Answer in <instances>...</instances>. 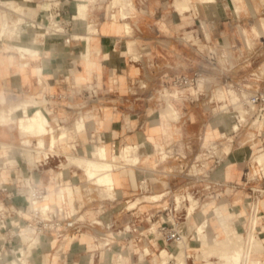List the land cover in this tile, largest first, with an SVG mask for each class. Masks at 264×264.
Wrapping results in <instances>:
<instances>
[{
  "label": "crops",
  "instance_id": "0c3cea01",
  "mask_svg": "<svg viewBox=\"0 0 264 264\" xmlns=\"http://www.w3.org/2000/svg\"><path fill=\"white\" fill-rule=\"evenodd\" d=\"M113 1L114 0H0V16L3 15V11H5L6 18L9 19L4 20V17L1 16L0 19L2 22L0 23V27H3V22L5 21H8L7 29L15 27V22L18 26L15 33L12 35L7 33L0 34V119L11 114L14 120L9 123H3V120L0 121V153L4 156L16 153V157L21 159L15 164L12 163V158L7 161L11 166L15 165L19 168L18 170L12 171V173L9 168L4 167L0 172V179H2L0 183L3 180L12 179L9 178L11 175L14 176L13 178H17L20 175V170H22L29 176L36 178L34 179L32 177L34 181L41 186H49L52 189H56L57 184L60 182L59 191H51L49 193L50 198L57 195L60 197L63 196L66 203L73 204L75 202L82 212L78 211L77 215L81 216L85 212L82 210L85 209V207H91V210H88V213H86L88 216L85 219L82 218L84 220V227H82L81 234L79 235L80 240H71L65 248L64 255L60 256L59 254L61 248L66 243L65 241L57 242L55 238L50 241L46 238L40 239V243L32 251L29 258L30 262L34 264H163L159 257V253H154L155 258L153 257L151 260L142 253L130 252L124 254L121 251L113 255H110L108 252L105 256L106 250H109L95 249L99 246L95 243V239L98 241L104 238H111L114 239L115 242L119 240L122 227H124L131 218V212L126 209V211H123L124 213H117L121 207L118 204L120 203V198L126 196V194H119L118 192L121 190L115 191V189H124L125 187L123 186L127 181H129L131 185H134L137 183L138 179L144 176H151L149 170L152 169L149 168H145L143 175H137L138 169H143L145 165H151L152 168H157L159 166V163L157 164L154 162L155 156L151 148L153 144L151 143H155L160 147V143L164 140L181 139L185 133L194 132L192 129L194 122L193 114L189 115L188 119L183 120L180 125L172 124L169 122L170 118L164 113L167 103L165 107L160 109L157 123L150 124L148 127L144 126V131H137V133H143L144 137L136 142V144L131 142L130 145L135 147L137 145V148L131 155H127V157L130 156V159L134 160L136 165L131 164V161L127 164H121L122 160L118 158L116 162L119 164V167L113 169V192L115 193L113 197L103 195V190L107 191L106 188L99 191L92 199L91 193L89 192L86 193L85 196L80 195L82 191L79 186H76L77 193H74L73 186H67L68 184L76 183L74 177L70 174L62 176L63 174L65 175L66 172L69 173V170H83L86 179L80 180L79 182L89 181L83 166L74 165V167L68 168L69 170L64 166V170L58 171L57 169L61 168V164H57L55 168H51L52 173H48L49 180H47L48 178L42 180L41 173H39V175H37L38 172L31 174L29 171L31 169L27 168V165L25 168V162H23L22 159L21 149L23 148L22 146H24L23 144L31 145L33 143L31 139L25 138V136H27L26 134L31 132L23 134L21 129V121L27 119L32 113L30 112L25 115L22 114L19 109L13 111V109L18 106L17 104L23 100H28L31 103L35 100L36 96L40 97L38 101H35L37 103L33 104L30 109L35 110L37 108H42L40 110L47 116L44 108L48 107L46 102H49L51 106L54 107V112L51 116H47V118L49 117L48 121L49 119L51 120L52 116H56L61 118V121H63L64 125L68 128H75V130H71L74 131L75 135L68 134V142L73 147L68 149L64 148L62 149L63 152H73L81 154L80 156L82 157L98 159L100 155L97 153V148H99L101 146L99 144L102 143V145L107 147L109 157H112L114 154H118L122 149L120 148L117 151L112 147L118 146L117 143H120V145L124 143V138H130L132 141L134 137L138 136L136 133H131L135 129L131 128L128 132V136L121 139L125 132H120L115 129V120L113 118L116 111L123 109L122 107H125L124 109L127 107L129 111H131L133 107L144 106L145 113L143 122L146 123L151 115L149 113V106L152 100L150 93L155 89V83L164 82L167 77H172L173 75L193 73L200 69L204 71L208 70V67L204 65L205 61L199 57L202 56L203 59H206L213 51H209L207 55H200L197 51L194 53L186 44L182 43L180 31L183 27H196L195 29L198 30L199 28L197 27L200 25L202 26V23L204 25L209 23L214 29L217 28V19L222 21L228 19L227 9H220L217 5L218 0H215L217 3L216 5L215 2L213 4L210 3L209 8L205 7L204 4H200L204 15L197 14L198 11H196L193 6L191 10L180 14L175 6V0H116L114 1L116 4ZM198 1L199 0H192V5ZM58 2L64 9L62 21L64 22L65 32L58 34L47 33L45 36L37 37L36 39L38 40L36 41L32 31L37 30L30 27V19L28 17L39 18L44 12V9ZM9 3H12L13 6ZM80 4L86 5V13L90 14L88 18L78 17V5ZM17 6L20 7V9L17 8ZM109 9H118L119 12L124 11L126 16H120L116 20L109 22ZM192 10L196 12H192ZM214 10L217 15L213 13ZM235 14L239 15L236 12ZM23 17L26 19V22L22 24L21 20H23ZM203 19L206 22L203 21ZM89 26H94L95 32L90 33ZM132 27H134L133 34H131L133 31ZM20 28L23 31L19 32ZM239 31L245 36L247 42L251 43L254 37H250V35H257L260 37L264 35V23L261 19L257 23H252L250 28L240 27ZM187 32L191 31L185 29V33ZM86 34L91 37V52L87 59L84 57L82 58V53L85 50V42L81 38V36H86ZM77 35L80 36V38H78ZM225 37H227V35H225ZM19 43L34 48L36 50L35 55L27 51L17 50L15 46ZM95 58H98L97 61ZM25 62H27V64ZM95 66L97 68L96 70H94ZM93 73L96 75V83H91L89 80H86ZM71 75H74L73 80L70 77ZM120 76L129 82V85L124 87V89H126L124 92L120 91L122 87L116 82L117 78ZM63 77H66V82L62 80ZM203 81L204 80L200 81L198 89L189 88L188 91L194 95L198 94L204 88L205 84H203ZM93 91H96V94H94ZM138 92L144 93V96H136ZM180 92L185 95L186 90L174 93L171 92L173 98L172 102L180 113L179 119H171L175 121L181 120L184 116L182 114V106L186 96L183 95L184 97H182L179 95ZM43 95H46V97L44 98ZM93 107H96L102 121L109 120L111 121V125L108 128L93 127L92 129L94 132L92 133L89 130L87 131V123L80 115L82 113L92 112L94 109ZM104 108L110 110V117H105ZM132 115L136 120V125L142 121V115L140 113ZM95 118L96 116H93L87 120L90 122V125L99 122H96ZM126 120L130 122L131 119L127 116ZM212 122L207 125L204 144L212 142L211 139L214 133L217 132L216 129L210 128ZM48 125H50V123ZM121 127L125 129L126 125H121ZM51 128L54 129L55 134V128ZM118 129L120 128L118 127ZM62 130L64 129H61L55 134V142L57 144H59ZM149 132L151 134L148 136ZM230 132H233V130ZM223 133H221V135ZM32 134L31 136L34 138L45 135L48 137L47 141L43 137L36 140L37 142L35 144H37L39 151H41V148H50L52 135L50 137L47 133L42 135ZM85 134L87 138L83 137ZM23 139L27 140V143H23ZM40 141H42V145H40ZM106 141H109L111 146L105 144L104 142ZM225 151L230 154V147H227ZM233 153H235L236 160H238L236 163L247 161V152L245 149H236ZM37 155L41 157L42 153H38ZM134 155H138L139 157L134 158ZM146 156H148V159L144 163H139L140 159ZM167 158L161 162L165 163L170 157ZM228 160H233V156H230ZM154 163L157 165H154ZM253 163L255 164L253 167H255L256 171H258L256 166H258L259 169L262 168L254 159ZM3 165L4 164L1 165L0 169ZM40 169L41 168H39V170ZM220 170L222 171V176L226 178L230 177L232 165L228 164L226 168ZM46 171L48 172L50 170L46 169ZM178 179L180 180L181 178ZM226 183L227 182H224V185H226ZM92 184L96 185L95 183ZM96 186L104 187L102 185ZM150 186H152L151 182L149 183V187ZM225 191L224 194H226ZM3 195L4 193L0 190V198ZM209 202H212V206L206 212L200 210L199 212L193 213L191 223L193 225H198L201 217H204V219L207 218L209 221L207 227L209 237H221L224 233L217 220L216 207L221 208L228 222L234 227L237 224L236 213H234L226 203L216 205L213 201ZM12 203L18 208H23L25 206L24 198L19 196L15 197ZM55 203L61 205V200L55 199ZM260 205L261 209L264 210V199L261 200ZM105 210H108V212L106 213ZM90 212H92V215ZM209 213L211 220L207 217ZM245 213L246 215H244ZM239 215L240 217L243 215L246 216L241 231L243 234L248 235L251 230L252 218L245 204L239 209ZM54 216H57V213H55ZM209 230L210 232H215L211 235L209 234ZM83 231L87 232L83 233ZM254 233L257 240H260L264 245V212L258 215L257 227ZM56 244L59 245L58 248L51 252L53 249L52 246ZM130 246H133L132 241L130 242ZM114 247H118V243H116ZM114 247L112 249H114ZM190 247L192 248L191 250L193 251L194 257V263H191V260L190 264H199L196 262V255L194 254L200 250L208 252L212 249L209 248L208 250V247L199 245L194 239L190 242ZM242 248L241 250L245 249V241ZM261 251L264 256V249ZM258 252L259 251H256L253 255H258ZM118 256L120 257L118 258ZM220 260L221 256L219 261ZM200 261L203 262L202 264L219 263V261L205 263L204 261H206V258H201Z\"/></svg>",
  "mask_w": 264,
  "mask_h": 264
},
{
  "label": "rangeland",
  "instance_id": "374dc122",
  "mask_svg": "<svg viewBox=\"0 0 264 264\" xmlns=\"http://www.w3.org/2000/svg\"><path fill=\"white\" fill-rule=\"evenodd\" d=\"M218 3V4H217ZM215 2V5L217 4L218 7L222 10L227 9V18L225 21L223 20H219L217 19V28H213L209 23L207 24H203L202 26H198L197 28H199L198 30H196V27H186V28H182L181 29V34H180V39L182 40L183 44H186L187 47H189V49H192V51H194V53H196V51L198 53H200V55H207V53L209 51H213L212 53L209 54V56H207L206 59H203L202 56L199 57L200 59L205 61V66L208 67V70H198L196 72L193 73H185V74H178V75H173L172 77H167V79L164 82L161 83H155V89L152 91L151 97V104H150V109H149V113L151 114L148 118V121L145 123L143 122V117H144V113H145V109L144 106H136L131 108V111H129V108L126 107V109H124L125 107H122L123 109H119L118 111H116V114L114 116V126L115 129L119 130L120 132H125L123 133V137H121V139H123L125 136H128V132L131 128H135L133 132L131 133H136V135H138L137 137H134V140L131 141L130 138H124L125 142L122 143L120 145V143H117L118 146H114L112 148L116 149L117 151L122 148L123 153L122 155H128L134 151H136L137 145L136 147L133 145H130L131 142H133L134 144H136V142H138L142 137H144L143 133H140L137 131H142L144 126L148 127V125L150 124H154L157 123L159 120V111L161 108L165 107L167 104V100H168V95L166 94V96H161V94H159V90H161L163 87L165 86H169V85H174V80L177 77H183L186 76L190 79H195L197 77L198 74H200V76H198L197 82L200 78H202L204 80V88H203V96H200V100L196 101L193 99L197 96L194 94H191L189 91L185 92L186 95V99L184 100V104L182 106V114L184 115L181 120L179 121H174L171 120L169 122H171L172 124H182V121L185 119H188L189 115L193 114L194 116V122H193V127L192 129L194 130V132H189L188 134L185 133L183 135V138L181 137V139L175 138V139H170V140H164L163 142L160 143V147H158L155 143H151L153 144L151 146L153 154L155 157H158L160 154H162V152L166 151L169 153L170 158L165 162H157V164L159 163V166L157 168H152L151 165H145V167L143 169H138V173L140 176L143 175L145 172V168H149L152 170H149V173L151 174V176H149L152 181V186L148 187V191H140L138 188V183H139V179L137 181V183H135L134 185H131L129 181L126 182V184L123 186L125 187L124 189L122 188H116L115 191H119V194H126V196L120 198V203H118L121 207L118 210L117 213H124L123 211H126V209L129 207L128 205H130L131 203H134V205H132L133 207H135L136 209H140V211L142 210H146L149 209L151 207H154V210L156 209V206L158 203L160 202H148V198L147 196L150 194H155V193H164L163 195V199H166L167 202H172L174 196L176 195H182L184 193H186V191L188 190L189 192H191L192 195H194V192L199 189V194L195 195L196 198H199V207L195 210V212H199L200 210H202V205L209 202V201H213L215 202L216 205H221L223 203H226L230 206L231 210L236 213V219H237V224L235 225L236 230L241 234L240 237V245L242 246L244 244L243 241L246 240V234L242 233V227L244 226L245 223V217L244 215H246V213L240 217L239 215V209L242 207L243 204L246 205L247 209H249V200L250 197H252V190H251V186H259L264 188V178L260 179V175L261 172L259 171V167L256 166V168L258 169V171L255 170V164L253 163V159L256 161V163L258 165H260L262 167V164H259L256 160V156L263 152L264 149L260 150L259 152H256L255 147L253 148V150H249L248 148V144H244L247 141V132L248 129L246 127L241 128L240 130H238L236 133H231L230 131L233 129V121L231 119V115H229L230 113L223 115V112L220 111V107L221 105H223L225 102L224 100L227 99L228 101V91L227 90H237L236 87L238 85H242L243 83H247L252 85V87H255L256 85H264V35L260 36H252L250 35V37H254V39L252 40L251 43H248L245 36L243 34L240 33L239 28L240 27H246V28H250L252 23H257L262 19V22L264 23V0H245V8H242L241 12L239 13V15H236L235 12L233 13L232 10V1L231 0H218V2ZM11 6H13L12 3H9ZM81 6H84V10H82L83 8ZM79 11H78V17L79 18H85V17H89L90 14H87V10H86V5L84 4H80L79 5ZM80 9L83 11L80 12ZM196 10V9H195ZM195 10H192V12H196ZM108 20L109 22L116 20L117 18H119L120 16L123 17L124 11H121L120 14L115 15L112 17L113 13L111 12L110 14V9L108 10ZM229 12V14H228ZM3 13L6 14L5 11H3ZM83 14V15H82ZM87 14V15H86ZM190 14V13H188ZM199 15H204V12L202 11L201 13H197ZM111 15V16H110ZM2 16V15H1ZM0 16V18H1ZM83 16V17H82ZM112 19H111V18ZM127 21V20H125ZM203 21H205L203 19ZM1 22V19H0ZM206 22V21H205ZM221 22V23H220ZM95 27L94 26H89V32L93 33L95 32ZM133 31L131 34L134 33V27ZM131 29V28H130ZM185 29L190 30L191 33L195 36V38L198 40L197 43H193V40H189L187 41V37H186V33H185ZM37 33H34V38L36 39L39 36H42V32L40 31H36ZM128 33V32H127ZM188 33V32H187ZM129 34V33H128ZM198 34V35H197ZM207 34V36H206ZM225 35H227V37H225ZM89 36V43H90V35ZM208 37V38H207ZM38 39H36L37 41ZM136 57V56H135ZM98 58H95V60L97 61ZM96 66L94 68V70H96ZM73 80L74 75L70 76ZM64 79V77H63ZM91 83H96L97 79H96V75L93 73L88 79ZM85 80V81H86ZM84 82V81H83ZM116 82L120 85V91L124 92L126 91V89H124V87L128 86L129 82L122 78L121 76L117 78ZM195 86V85H193ZM177 86H174L173 88L169 89V92H177V90L174 91V89H177ZM219 89H223L224 91H227V94L225 98H218L215 95V92L218 91ZM134 91V90H133ZM144 93H140L138 92L136 96H141L143 97ZM212 97V100L209 101V99ZM167 98V99H166ZM93 111L90 113H82L80 115V117L82 119H84L87 123V131L89 130L90 132H94V130L92 129L93 127H101V128H108L111 125V121L106 120V121H102V118L100 117L99 113L96 110V107H93ZM198 108V109H196ZM136 113H140L142 115V121L137 123L136 125V120L134 118V116L132 114H136ZM104 114L105 117L108 118L110 117V110H108L107 108H104ZM95 117L96 122L95 124H91L90 122L87 121L89 118L91 117ZM129 116V118L131 119L130 122H127L126 117ZM215 121L216 124L211 128V129H216L217 132L214 133L213 138L211 139L212 142H209L208 144H204V137L206 134V130H207V125L212 122ZM52 127L56 128V125L54 123H50ZM77 124V123H76ZM126 125V128L123 129L121 127V125ZM145 124V125H144ZM143 126V127H142ZM118 127L120 129H118ZM75 130L74 127L68 128L66 127V132L71 135H75L74 131L71 130ZM147 129V128H146ZM60 130L55 131V134H57ZM144 131V130H143ZM221 135V133H223ZM151 133H148V136ZM27 136H25V138L31 139L32 140V144L31 145H27V146H22V147H27L29 149H32L33 151L39 149L36 148V140L38 138H45V140H48V137L45 136H39V137H33L31 135H33L32 133H28L26 134ZM85 138H87L86 134L83 136ZM231 137V138H230ZM210 139V138H209ZM208 139V140H209ZM123 141V140H122ZM18 142L20 143V141L18 140ZM18 143V144H19ZM105 144H109V141L104 142ZM20 145V144H19ZM73 145V143H72ZM99 145H102V143H100ZM128 145V146H127ZM211 145H216V153L217 154H221V156H223V161H221L220 164H218V166L214 169L213 173L216 177H223L224 179L229 180V182L226 183V185H224L222 187V189H220L219 191L221 192L222 190L226 189L224 195L219 196V197H215V196H211L210 193L205 190V184H199V183H193L194 179H192V177L189 175L190 173H194L196 171H202L201 166V162L204 163V157H206L207 155H204V152L206 151V149H209L211 147ZM111 146V145H110ZM227 147H230L231 149V153L229 155H224L223 151L226 150ZM128 148V149H127ZM236 149H245L247 152V161L242 162V163H236V156L234 150ZM23 150V149H22ZM127 150V151H126ZM171 150V151H170ZM254 152V153H253ZM58 154V155H57ZM68 155H81L78 153H73V152H69L68 154L63 152L62 149H60L59 151L55 152V155H51V157L49 158V161L47 162L48 164L41 166L40 170L36 169L35 171L31 170L30 173H34V172H38L37 175H39V173H41L42 177L41 179H46L49 180V176L48 173H52L51 168H55V165L57 164H61V168L57 169L58 171L60 170H64L66 166V168L70 169V167H74V165H76L75 163H70V165L67 163L69 162L67 160V156ZM200 155V156H198ZM2 153H0V167L3 164V161H9L11 158V160H13V164H15L17 162V159L20 161V158H17V154L16 153H12V154H8L6 156H4ZM13 156V157H12ZM230 156H233V160H228ZM17 159H16V158ZM139 157L138 155H134V158ZM196 157L197 159H199V162H196ZM126 158V157H125ZM23 159V156H22ZM129 161H131V164L136 165V163L134 162V160L130 159V156L126 158L125 161H122V163H129ZM208 163L205 164H210L212 162V159H207L206 160ZM199 163V165L197 166L196 164ZM235 163V164H234ZM154 163V165H157ZM228 164L232 165V173L230 177H224L221 174V170L222 168H226ZM27 164L25 163V168L28 166H26ZM13 167V168H12ZM7 168L10 169V171H14V170H18V166L16 167L15 165L11 166L10 163H7ZM29 168V167H27ZM46 169H49L50 171H46ZM68 169V170H69ZM3 170V167L0 169ZM56 171V169H55ZM117 171V170H116ZM264 171V169H263ZM218 172V173H217ZM13 173V172H12ZM63 174V173H62ZM70 174L71 176L74 177L75 182L74 184H68L67 186H73L74 188V193H77V187L79 186L82 193L80 195L85 196L86 193H91V198L93 199L94 196L101 191L102 189H105V187H98L94 184L91 183V180L89 181H84V182H79L80 180H85L86 176L84 175V171L83 170H69V173L66 172L65 175L63 174L62 176H66ZM21 175V176H20ZM20 175L17 177L20 178L22 176H25L26 173H24V171L20 170ZM50 175V174H49ZM53 175V174H52ZM153 175V176H152ZM167 176V177H166ZM14 176L11 175L9 178H13ZM33 177V176H31ZM34 178V177H33ZM177 178V179H176ZM178 178H181L180 180ZM14 179V178H13ZM36 179V178H34ZM186 179V181H185ZM255 179V180H254ZM2 179H0L1 181ZM167 182V183H165ZM66 186V185H63ZM60 186V187H63ZM213 189V188H212ZM54 191H57L56 189H52ZM73 193V194H74ZM107 193V194H105ZM103 194H105L104 196H108V197H113V193H108L107 191L103 190ZM204 194V195H202ZM49 195V194H48ZM79 195V196H80ZM50 197V195H49ZM54 197V196H53ZM138 198V199H137ZM140 198V199H139ZM137 199V200H136ZM142 199V200H141ZM150 199V198H149ZM262 199H264V197H262ZM138 202V203H136ZM166 202V203H167ZM137 204V205H135ZM118 205V206H119ZM67 206L69 207H73L74 211H80V207L74 202L72 203H67ZM130 207L129 209L133 208ZM110 209V208H109ZM108 209V210H109ZM260 209H261V205H260ZM83 211H85L82 215L81 218L85 219L88 215H86V213H88V210H91V207H85V209H82ZM108 210H105L106 213L108 212ZM81 212V211H80ZM247 212V211H246ZM264 212V210L261 209V213ZM82 213V212H81ZM90 214L92 215V212H90ZM123 215V214H122ZM207 217L209 218V220H211V216L210 213L207 214ZM192 218V217H191ZM204 217L200 218V223L203 222ZM190 229H195L194 226L191 222L188 223ZM124 227H122L121 233L125 232V229H123ZM87 231H83V233H86ZM215 232V231H214ZM213 231L210 232L209 230V234H213ZM138 235H133L130 238H135ZM231 236H233V234H231ZM243 237V240H242ZM45 238V237H42ZM41 238V239H42ZM256 238V237H255ZM138 239V238H137ZM136 239V240H137ZM129 239H119L118 241H116V243H118V247H114V249H109V251L106 250L105 252V256L106 254L109 252L110 255H113L117 252H122L124 254L130 253L128 250L124 249L123 251L120 250L119 247H121L122 245H126L129 243L128 241ZM103 241V239H100L98 241H96V244H100ZM196 243H198V241H195ZM243 242V243H242ZM133 246L136 243L135 239L132 240ZM217 245H221V243L219 244L218 242H215ZM190 244V242H189ZM145 245V241L142 239L139 243H138V247L144 246ZM212 245V244H211ZM214 245V243H213ZM210 246L211 248H214L215 250L218 249V247H216V245H214V247ZM58 244L55 245V248L52 249L51 252H53L54 250H56L58 248ZM251 246H253L252 252L256 253V247L254 246V243L251 242ZM67 247V245H63V248L60 251V256L64 255V251L65 248ZM135 247V248H138ZM214 249L210 250L209 253H203L202 250H200L199 252H197L196 254V262L199 264H202L203 262L200 261L201 258H206V261H204L205 263L208 262H215V261H219L220 256L224 257L225 255H222V250L219 247V253L221 254L220 256L218 255V252L215 251ZM105 250V249H103ZM222 252H221V251ZM244 250H242L243 253ZM183 252V249H182ZM191 253H193V251H189ZM91 253V252H89ZM199 253V255H198ZM261 255H251L248 258V264H251V262L253 260H260V264L264 263V256H263V252L261 250H259L258 252ZM157 254V252H156ZM207 254V255H206ZM31 256V253L28 255V257H23L25 260V264H31L32 262H30L29 258ZM199 256V257H198ZM258 256V257H257ZM154 257V253L151 256H148V259H152ZM210 258V259H209ZM225 258V257H224ZM184 260V259H183ZM222 260V258H221ZM220 260V261H221ZM219 261V262H220ZM230 263V261H228ZM152 263V262H151ZM190 263V261H189ZM221 264V263H218ZM231 264V263H230ZM241 264V262H240Z\"/></svg>",
  "mask_w": 264,
  "mask_h": 264
},
{
  "label": "built area",
  "instance_id": "2783aa9c",
  "mask_svg": "<svg viewBox=\"0 0 264 264\" xmlns=\"http://www.w3.org/2000/svg\"><path fill=\"white\" fill-rule=\"evenodd\" d=\"M43 11L39 18L28 17L30 19V27L41 31L42 36H45L47 33H64L65 27L62 21L64 9L60 6L59 2ZM25 20L23 18L21 23L26 22ZM7 25L8 21H5V29H7ZM198 76L200 74L195 79H190L186 76L177 77L174 80V85L163 87L159 90V94L161 96L166 95L169 89L174 86L178 87L174 90L188 91L190 87L198 84ZM62 80L64 82L67 81L66 77ZM236 89V97L232 99L231 95L228 96V101L225 99V103L221 105L219 110L230 113L233 123L236 124V129L231 133H236L244 127L248 129V139L244 144H248L249 150H253L255 147V151L259 152L264 149V85L252 87L250 84L243 83L242 85H238ZM203 91L196 94L197 96L193 101L200 100V96L204 95ZM93 93L96 94V91H93ZM179 95L182 97L186 96L181 92ZM43 97L45 98L46 95H43ZM39 99L40 97L36 96L29 107H32L33 104L37 103L35 101ZM211 100L212 97L209 101ZM46 104L48 107L44 108V110L47 116H51L54 112V107L49 102H46ZM2 120L3 123L14 121L11 114H8ZM61 120V118L56 116H52L51 120L49 119V123L52 122L56 125L55 131L66 129L67 126ZM51 127V124L48 125L50 130ZM51 133L50 131L47 134L51 137ZM35 146L38 148L37 144ZM215 150L216 145H212L209 149H206L204 155L207 156L203 158L204 163H200L204 169L192 174L190 173L189 175L194 179L193 183L205 184V190L211 196L219 197L224 195L225 189L221 192L219 190L222 189L224 182L229 181L221 176L216 177L213 173L214 169L224 159ZM223 153L226 156L229 155L227 151H223ZM210 158L212 162L208 165L205 164L208 163L206 160ZM198 160L196 157V162H199ZM45 164H47L45 160L40 161L36 169H39ZM196 165L198 166L199 163ZM259 171L261 172L260 179L264 178L263 169L260 168ZM151 181L152 179L149 176H144L139 179V190L148 191ZM59 184L61 183L59 182ZM59 184L56 186L57 191L60 189ZM250 188L252 190V197L249 200V215L252 219H258V215L261 213L260 202L262 197H264V188L257 185L251 186ZM0 190L4 193L0 198V264H15L13 261H20L23 257H28L36 245L40 243L36 239L40 240L42 237H45L49 241L54 238L57 242L65 241L66 245L73 239L80 240L79 235L81 234L82 227H84V220L80 215H77L78 211H74L73 207L67 206L63 196L54 195L53 198H48V193L54 191L49 186L39 185L31 176L26 174L18 179L3 180L0 183ZM199 191L197 189L193 196L199 194ZM189 193L191 194L187 190L186 193L182 194L180 201H178L176 196H174L172 202H167L166 199H163L164 197H161L159 201H149L160 202L157 204L155 210L154 207L142 211L135 207L131 209L127 208L131 212V218L123 228L125 232H120L119 239H129V243L122 245L120 250L123 251L126 249L131 253H142L145 256H151L153 253H160L163 249H168L171 252V257L166 264H190L189 261L191 260V263H194L193 253L189 252L192 251L189 242H192L196 229L195 231L194 229H190L188 224L189 212L187 210V204H189V200H186L185 196ZM17 196L24 198L25 206L23 208H18L12 203V200ZM55 199H60L61 205L56 204ZM41 204H44L46 209L42 208L40 206ZM198 207L199 198L196 209ZM55 213H57V216H54ZM254 230L251 226V230L246 236L241 264H248V258L253 255L250 239L251 236L256 237ZM133 235L138 236L130 238ZM133 239H135L136 243L134 246H130V242ZM142 239L145 241V245L138 247V243ZM95 240L97 241V239ZM115 244L114 239L104 238L95 249L109 250ZM54 247L52 246V248ZM182 249L184 252L183 257L180 259L178 255ZM183 261L185 262L183 263Z\"/></svg>",
  "mask_w": 264,
  "mask_h": 264
},
{
  "label": "bare ground",
  "instance_id": "6f19581e",
  "mask_svg": "<svg viewBox=\"0 0 264 264\" xmlns=\"http://www.w3.org/2000/svg\"><path fill=\"white\" fill-rule=\"evenodd\" d=\"M114 1H116V0H114ZM231 1H232V8H233L234 12H236L237 14L240 13L242 8L246 7L245 0H231ZM214 2H215V0H199L198 2H195L192 5V0H175V6L178 9V11L180 12V14L181 13L183 14L185 11L191 10L192 6L199 13V12H202L200 4H204L205 7L209 8L210 3L213 4ZM81 7L83 8L84 6H81ZM81 7H79V8H81ZM17 8L20 9V7H18V6H17ZM82 10H84V8ZM82 10L80 9V12ZM78 11H79V9H78ZM117 11H118V9H110V14H111V12L113 13L112 17L121 13V11L120 12L119 11L117 12ZM82 13H83V11H82ZM124 13L125 12H123V14ZM213 13L216 14V11L214 10ZM19 14H20V12H19ZM2 16L4 17L3 18L4 20L7 19L5 13ZM124 16H126V15L124 14ZM7 20H9V19H7ZM20 20H21V18H20ZM4 24H5V22H3V27L2 28L0 27V34L7 33L9 35H12L13 33H15V30L18 27L16 25V22H15L14 23L15 27L9 28V29L6 30L4 28ZM21 31H23V30L20 28L19 32H21ZM32 32H33V34L37 33L36 31H32ZM74 34H77V33H74ZM206 36H207V34H206ZM77 37L80 38V36H78V35H77ZM186 37L188 39L187 41L193 40L194 41L193 43H197L198 42V40L195 38V36L191 32L186 33ZM81 38L85 42V50L82 53V58L84 57V58L87 59V58H89V55H90V52H91L90 43H89V36L86 34V36H81ZM15 48L17 50H19V51H27L28 53H31L32 55H35V53H36V50L34 48H32L31 46L23 45V44H20V43L17 44L15 46ZM202 80L203 79L200 78L198 80V84L196 86H192L190 88L198 89V87L200 85V81H202ZM203 84H204V81H203ZM227 91H228L229 95L227 94ZM227 91H224L223 89H219L218 91L215 92V95L218 98H225L226 95H228V96L231 95L232 99L236 97L235 90L234 91L233 90H227ZM166 94L168 95V100H167L168 104H167V107L164 109V113L170 119H179L180 113H179L178 108L172 102L173 98L171 96V92L168 91ZM17 105L18 106H16V108H14V109L12 108L13 111L15 109H19V111L22 114H25V115L29 114L30 112L32 113L31 115H29V117L27 119L21 121V129H22V133L23 134L31 132V133L42 135V134L48 133L50 131L52 132L51 133L52 141H51L50 148H47V149L41 148V151H39V149L33 151L32 149H29L27 147H23L22 148L23 150L21 149L22 155H23V161L28 165V167L31 170H35L37 168V166L39 165L40 161L45 160L46 162H48L49 158L51 157V155L55 154L56 150H60V149H64V148L68 149V148L73 147L68 142V136L69 135L66 132V130H62V135H61V137L59 139V144H57L55 142L54 129L51 128V130H50L48 128V124H49L48 118L40 109H35V110L34 109L33 110L30 109V107H29L30 102L28 100H23ZM226 114H228V112L227 111H223V115H226ZM1 120L2 119H0V121ZM215 124H216V122L213 121L212 125H210L211 126L210 128H212ZM235 129H236V124L234 123L232 130L234 131ZM23 143H27V140L23 139ZM40 145H42V141H40ZM123 150L124 149H121L118 154H114V156L109 157L107 147L105 145H101L99 148H97V153L100 155V157L98 159L97 158H92V157L91 158L90 157H82L80 155H68L67 157H68V161L69 162L67 163V165L68 164L70 165V163H75L78 166H83L85 168V173H86L88 179L91 180V182L95 183L96 185L104 186L107 189V192L110 194V193H113V183H114V181H113V169L115 167L116 168L119 167V164L116 161L118 160V158L123 161V160L126 159L125 157H127V155H125V156L122 155ZM38 153H42V156L39 157V155H37ZM67 154H68V152H67ZM167 157L169 158L170 155H168V152L164 151L158 157L154 158V162L155 163L161 162V161L165 160ZM111 159H113V160H111ZM147 159H148V156H146L143 159L141 158L139 163H144ZM256 160H257V162L259 164H262V169H263L264 168V151L259 153L256 156ZM17 161H18V159H17ZM12 162H13V160H12ZM2 163L4 164L3 168L7 167V162L6 161L2 160ZM105 194H107V193H105ZM105 194H103V195H105ZM163 195H164V193L150 194V195L147 196V198H148L149 201H155V200L161 199V197H163ZM47 197L50 198L49 195H47ZM185 197H186V200H189V204H187V210L189 212V215H188V223H189V222H191V217H192L193 213L196 210V204L198 203V199L195 196H193L192 194H190V193L188 195H186ZM176 198L178 199V201L181 200V196L180 195H176ZM136 203H138V202H136ZM132 205H134V203H131L130 205H128L129 206L128 208L133 207ZM135 205H137V204H135ZM40 206H42V208L46 209L44 204H41ZM211 206H212V202H207V203L202 205L201 209H202L203 212L204 211L206 212ZM215 210H216L217 220L220 223V226H221V229H222L224 235L221 236V237L210 238L208 233H207V227L209 225V221H208L207 218H205V219H203L202 223H199L198 225L194 226V228H196V231L194 233L193 239H194V241H198L199 245H202L203 247H208V250H209V248L211 249L210 246H212L213 243H214V245H216V247H218V249L220 247L223 252L221 250L220 251L222 252V255L223 254L225 255L224 256L225 258L221 257L222 260L219 263H221V264H230V263L231 264H240V262H241V260L243 258L242 250H241V249H243L242 248L243 245L241 246L240 243H239L240 240H241L240 239L241 234L236 230V228L234 226H232L228 222L225 214L223 213V211L221 210L220 207H216ZM251 226H252L253 229H255L257 227V218L252 219ZM231 234H233V236H231ZM242 240H243V237H242ZM250 240H251L252 243H254V246L256 247V251L264 249V245L262 244V242L260 240H257V238H255V236H251ZM36 241H40V240L36 239ZM215 242H218L219 244L221 243V245L219 246ZM214 245H213V247H214ZM251 247L253 249V246H251ZM212 249H214V248H212ZM218 249L217 250L214 249V250L219 253ZM183 252H182V250L179 252L178 257H180V259H181V257H183ZM208 252H210V250ZM208 252L203 251L204 254L208 253ZM119 257L120 256H118V258ZM159 257H160L162 263L166 264L169 261L170 257H171V252L168 249H163L159 253ZM228 261H230V263ZM13 262L15 264H25L24 258H22L20 261H13ZM260 263H261L260 261H255V260H253L251 262V264H260ZM31 264H34V263H31Z\"/></svg>",
  "mask_w": 264,
  "mask_h": 264
}]
</instances>
